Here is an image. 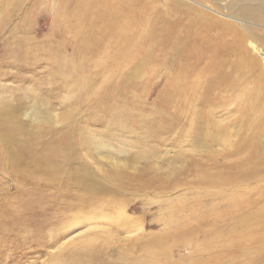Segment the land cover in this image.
Segmentation results:
<instances>
[{
	"label": "rangeland",
	"instance_id": "obj_1",
	"mask_svg": "<svg viewBox=\"0 0 264 264\" xmlns=\"http://www.w3.org/2000/svg\"><path fill=\"white\" fill-rule=\"evenodd\" d=\"M82 1L86 3L82 13L86 17L91 12L94 25L77 30V22L68 15L74 0H0V98L17 109V123L26 127V133L16 137L30 147L41 148L29 137L39 122L30 108L38 96L32 84L46 81L39 95L45 105L43 135L49 134L44 141L54 139L53 132L67 130L70 112L74 113L73 131L83 139L77 144V156L82 160L61 173L63 177L58 174L56 185L68 172L78 170L86 182L92 183L89 176H95L102 187L94 198L66 188L55 196L43 185L46 181L35 175L16 177L15 163L10 162L13 158L1 155L0 264H90L84 260L87 252L89 256L93 252L92 259L88 256L91 264H204L208 255L198 256L189 247L187 230L197 213L222 217L227 208L220 188L225 196L237 191L246 196L248 190L256 195L260 185L256 180L238 187L212 182L240 174L244 159L264 156V137L255 135L259 113L250 112L261 98V91L254 86L257 77L254 73L250 79L234 76L215 81L208 74H185L184 90L166 92L171 80L178 79L173 73L182 61L176 51L168 50L171 43L164 42L161 31L177 20L185 26L189 17L176 13L172 0L108 2L105 6L109 5L108 11L115 10L117 21L140 26L139 33L127 29V41L118 43L109 40L107 33L112 37V32L105 31V10L93 13L94 8L89 11L87 6L92 0ZM179 1L228 21L219 14L227 11L218 0H196L205 7L192 5L191 0ZM237 1L252 8L262 0ZM198 17V13L190 16ZM153 29L159 30L156 38L144 43L141 38ZM256 32L254 41L246 40L245 46L262 62L254 44L264 50V29ZM216 34L212 31L211 35ZM15 49H20L19 54ZM61 52L67 56L59 61L62 66L81 71L79 76L71 75L75 82L81 81L78 84L65 79L66 74L55 77L56 63L50 53ZM96 100L106 109L110 105L117 109V129L107 122V115L97 112ZM64 101H70V106ZM148 130L161 135L151 137ZM80 162L88 171L79 169ZM122 163L128 165L125 173L132 181L125 192L113 196L109 190L113 191L116 183L106 176ZM215 174L219 176L212 177ZM80 198L85 202H79ZM175 223L179 229L177 225L173 228ZM249 254L234 252L233 257L208 264H264L263 250Z\"/></svg>",
	"mask_w": 264,
	"mask_h": 264
},
{
	"label": "bare ground",
	"instance_id": "obj_2",
	"mask_svg": "<svg viewBox=\"0 0 264 264\" xmlns=\"http://www.w3.org/2000/svg\"><path fill=\"white\" fill-rule=\"evenodd\" d=\"M191 1L193 3L192 5L198 3L205 7V5L201 2H197L196 0ZM108 2H115V4H117V0H92L90 4H87V6L89 11H91V8H94L92 10L93 13H96L97 10H105L106 14L103 17V22H106V29L104 28L105 24H103V28L105 29L106 33H113L111 34L112 37L107 33V36L110 37L109 40H116L118 43H125L127 38H124V36L128 31L127 29H131V31L133 30L136 33H139L140 26L134 27L130 20L128 25L124 22L117 21L115 15L113 14L115 10L111 8L108 11L107 9L109 8V5L105 6V4ZM218 2V5L227 11V14L219 13L221 14L220 16L228 18V21L212 17L201 11L199 8L188 5L184 6L179 0H172L171 6H173V10L176 13L180 15L182 13L189 18L186 19L187 24L185 26H182L180 24L181 22L179 21V23L177 20L172 24V26H167L161 31L164 42L171 43L168 50L176 51V56L180 61H182L181 63L177 64V68L173 73V76L178 77V79L171 80L172 82L169 84V87L167 88L168 90L166 92H178L180 90H184L187 87L188 81L185 74H208L214 77L213 79H215V81H225L234 76H243L246 79H250L255 75L257 80L254 81L256 84H253L255 88L261 91V98L255 101L258 102L257 105L251 106L250 112L259 113V123L256 127L255 135L264 137V50L254 44V49L262 59L261 62L245 46L247 43L246 40L250 39L254 41V39L257 37V29H264V0L260 1V3L257 5H254L252 8H249L247 4L243 5L239 3L237 0H218ZM74 3L75 5L70 8L71 10L69 11L68 15L71 17V19L73 18L77 22L76 29L78 30L86 24L89 27L94 25V17L91 12H89V15L86 17L82 13L86 3L82 0H74ZM0 5H3V3H0ZM4 8L10 9L8 4H4ZM206 8L211 9L208 6ZM196 13H198V18H190L192 14ZM99 17L95 18L96 22L99 20ZM111 24L112 31H110L109 27ZM158 31L159 30L157 29L149 30L147 35L143 34L144 37H142V35V38H140L143 39L144 43L147 44L156 38ZM212 31L217 32L216 36L211 35ZM34 47L37 48L38 45H34ZM19 50L20 49H15L17 54H19ZM165 54L169 56V53L165 52ZM50 56H52L53 61L56 63V69L54 71L55 77L60 78L66 74L65 79H72L71 75L73 73L74 76H79V73L81 72L79 69L67 65L62 66L64 63L59 62L61 59H65V57H67L62 54V52L50 53ZM79 82L74 81L75 84H78ZM44 83H46V81L42 83L34 82V84H32V91H34V94L38 96L35 99L36 101L34 100V104H36L30 108L32 113L37 117V119H39V122L33 125L35 129V131H33L34 135L29 134V137H32L33 140H36L37 146H41V148L37 149L36 146L35 148L33 146L30 147L17 138L18 134L26 133V127L17 123L18 119L15 118L17 109L11 105L4 104L6 101H4L1 97L0 137L2 138L5 150L0 152V157L2 155L4 156L1 157L3 159L13 158L10 162L15 163L16 169L13 173L18 178L28 173V175H35L36 177L46 181V184L43 185L48 191H53L56 193L57 191L66 188L76 192L84 191L85 193L89 194L88 197L94 198L96 194H101L102 187L99 186L98 179L95 176H89V178H92V183L86 182L83 177L80 176L81 173L84 174L81 171L74 170L68 172L64 177V181H61L60 184L56 185V176L58 174L61 176V173L64 174V171H68L70 168H72L73 164H78V161L82 160L80 156H77L79 151L77 144L83 139L73 131L74 128L71 121L74 113L70 112L67 116V130L63 132H53L55 138L44 141L45 137L49 135H43L44 131L41 122L42 108L45 105L43 102L44 99L40 98L39 95H42L41 88ZM235 84L237 83L235 82ZM172 88H175L176 90H173ZM67 89L69 91L73 90L72 88L68 87ZM96 101L97 112L104 113L105 116L107 115V122L117 129V109L113 107L114 105H110V108L106 109L105 106L99 102V100ZM46 103L48 105L50 104V101ZM64 103L70 106V101H64ZM22 106L24 105L22 104ZM107 110H110V113ZM111 117L113 118L112 121H110ZM121 127H123V125ZM147 133L149 134L151 132L148 130ZM149 135H151V137L158 138V135L160 136L161 134L157 132L156 134ZM90 140H92L94 143V138L90 137ZM103 140L105 139L103 138L101 141ZM97 146H100L99 143ZM80 164V170L88 171L86 164H82L81 162ZM127 167L128 165L126 163H122L120 165V169L116 168L115 172L109 173L106 176V179L108 178L110 183H116L114 184L115 186H112L114 190H109L113 196H116V192L117 194L125 192V186H130L131 184L132 178H130L129 175L125 173V169H127ZM241 169L243 170L240 174L234 173L230 177H225L223 180H217L218 182L213 180L212 182L215 185L217 184V186L218 184H229L237 185L238 187L241 183L249 184V181L256 180V184L260 183L257 192L255 193L256 195H252L250 190H248V193H246L247 195L244 196L241 194V191L236 190L237 193L230 194V196H225L226 193L222 188H220L219 190L221 192H218L220 193L219 195L223 202H225L224 206L227 208V214L221 217L217 214H211L209 212H204L203 215H198L200 213H197L198 216L196 215L194 223L191 224L190 229L187 230L189 232L188 234L191 236L189 240V247L191 246V249H193L198 256L201 254L208 255L205 258L204 264L211 262L215 263L219 262L220 260L224 261L226 257H233L234 252L246 255L249 252L250 254L251 252L257 254L261 253L262 250L264 251V156L262 159L256 156L244 159L243 162H241ZM221 175L222 174H220V177H222ZM216 176H219V174H215L212 177ZM89 178L86 179L88 180ZM38 183L40 184L41 181H38ZM56 195L57 193L55 196ZM66 197L70 200L73 199L71 196ZM81 199L82 198L79 199V202H82L80 201ZM82 200L85 202L86 199L84 198ZM48 201L50 202V200ZM89 204L90 203H88V205ZM178 221L180 222V220ZM223 224L226 226L220 228ZM176 225L179 229V223L173 224V228L176 227ZM208 229L214 230L208 231ZM194 235H196V237H193ZM88 253L89 252L86 254ZM86 254L84 260L91 264L92 261L90 260L93 258V252H90L91 259H88L90 256ZM259 262L260 261H258V263Z\"/></svg>",
	"mask_w": 264,
	"mask_h": 264
}]
</instances>
